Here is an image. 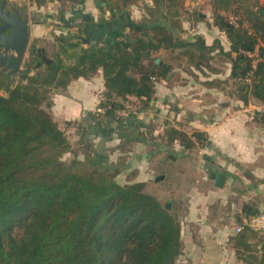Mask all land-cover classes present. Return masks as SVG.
Wrapping results in <instances>:
<instances>
[{
    "label": "trees",
    "instance_id": "trees-1",
    "mask_svg": "<svg viewBox=\"0 0 264 264\" xmlns=\"http://www.w3.org/2000/svg\"><path fill=\"white\" fill-rule=\"evenodd\" d=\"M33 1L39 8L57 1L67 10L81 0ZM141 1L129 0L128 6ZM144 1L151 4L133 26L130 48L85 47L88 37L80 25L77 33L35 39L17 83L0 72V264H177L183 255L180 217L147 193L146 183L120 184V171H111L104 155L94 156L89 143L85 160H64L72 146L48 105L72 81L101 70L104 120L119 126L114 131L120 138L142 142L128 128L140 110L151 108L156 84L179 71L219 75L218 56L231 63L236 100L264 104V5L234 9L236 0H212L214 25L229 41L225 50L200 34L193 41L181 39L185 0ZM121 5L122 0H107L112 11ZM239 9L244 19H228L237 18ZM223 84L214 79L205 85L225 90ZM166 126L162 140L169 148L209 145L203 132L189 135ZM243 213L251 214L246 208ZM231 242L243 264H264V234L245 227Z\"/></svg>",
    "mask_w": 264,
    "mask_h": 264
},
{
    "label": "crops",
    "instance_id": "crops-1",
    "mask_svg": "<svg viewBox=\"0 0 264 264\" xmlns=\"http://www.w3.org/2000/svg\"><path fill=\"white\" fill-rule=\"evenodd\" d=\"M102 1L107 3V0ZM26 13L31 18V42L35 39H51L54 35L70 31L77 33L81 25L88 37L84 46L104 47L106 50L117 45L130 48L134 40L129 35L133 26L140 23L130 17L129 9L119 13L118 9L112 11L107 7L97 6L93 0H81L78 5L67 10L62 9L57 1L40 8L34 4ZM210 33L208 30L199 33L208 45L215 41L210 40ZM195 35L181 36V39L193 41ZM178 74L181 75L180 80L174 81ZM230 74L231 69L228 76ZM212 76L214 79L219 77ZM104 90V75L100 70L92 78L72 81L65 92L52 95L48 106L60 128L61 124L77 123L82 128L79 136H94V156L104 155L105 161H114L116 157H122V154L117 146H110L113 139L106 134L116 125L110 120L105 121L99 108ZM229 96L222 89L198 85L186 73L179 71L172 73L167 81L162 80L156 84L151 108L147 111L140 110L135 116L140 119L141 135L143 131L149 132L151 136L164 134L167 121L189 135L195 131L205 133L209 145L203 150V158L210 165L207 169L209 181L216 183L210 178L211 173L226 176L224 191L227 192L229 187L239 181L236 171L240 163L242 170L245 166L249 173L252 171L254 178L249 177L247 186L257 191L259 180L264 181V143L258 149L259 141L256 138L264 142V124H260L259 115L253 110V102L245 105ZM154 125H157L156 129ZM258 131H261L262 136L257 137ZM141 138L143 141L140 144L145 141L143 136ZM146 160L148 159L145 158ZM252 179L255 182H251ZM202 231L198 234L200 242L192 240V247L230 246L227 229L222 231L220 239L215 234L210 235L207 229L202 228ZM203 250L204 248L198 250L200 252L196 251V259L202 261L196 260L194 264H212V250L204 254ZM188 252L194 254L191 248Z\"/></svg>",
    "mask_w": 264,
    "mask_h": 264
},
{
    "label": "rangeland",
    "instance_id": "rangeland-1",
    "mask_svg": "<svg viewBox=\"0 0 264 264\" xmlns=\"http://www.w3.org/2000/svg\"><path fill=\"white\" fill-rule=\"evenodd\" d=\"M9 1L15 5L24 4V8L28 10L35 4L33 0ZM147 3L151 4L143 0L137 6H128L127 10H130V17L132 16L134 20L141 22L145 14L144 6ZM257 4L264 5V0H236L234 9L238 7H250L256 10ZM239 13L238 19L230 14L227 15L228 19L230 18L235 23L241 20V18L244 19L241 15L243 9H239ZM180 20L183 21L182 25L184 29L181 36L198 35L201 31L207 32L208 30L211 32L210 40L218 41V46H223L222 48L225 50L230 49L226 35L214 25L212 0H185L180 11ZM244 26L248 27L246 21H244ZM31 47L32 42L30 43L23 69L25 68V62L28 60ZM222 60L220 56L216 57L214 67L220 71L219 77L216 80L227 82V84H223L221 87L225 89L224 91H226L228 96L230 95L229 97L236 99L237 87L233 81L229 80L228 76L231 63L228 60L226 62ZM19 76L16 82L13 83H17ZM188 76L196 84L204 87H206V82L214 80L213 76L206 71H196L194 75L189 74ZM180 77L181 75L178 74L174 81L180 80ZM252 102L255 104L253 110L259 115L260 124H264V104L256 101ZM133 124V128L130 126L128 130L133 132V135L143 136L144 143L140 144V142L132 138H120L118 132H115L114 129L110 130V133H113L110 137L114 140L110 142V146H117L122 157H116L114 161L108 158L109 161L105 164L111 167V171H120L116 179L122 185L138 182L146 183L147 193L157 197L164 206L168 207L169 204V209H173V213L180 217L183 235V255L179 258L177 264H194L196 260L201 262L202 260H199V258L196 259L195 255L200 252L198 250L203 248V254L208 252V250H212V264H243L236 257L233 244L230 246L192 247V240L196 239L197 242H200V236L198 234L203 232L202 228L209 230L207 232L210 235L215 234L218 239L221 238L222 231L227 229L229 232L227 235L229 239L228 244L232 243L231 240L237 234L236 228L245 224V218L248 220L250 216L257 214L264 208V181L259 180L257 191L248 187L247 184L249 183H247V180L249 177L254 178L252 171L249 173L245 166L242 170L240 163H238L239 168L236 173L238 174L239 181L234 183L225 192L224 187L218 188L213 181H209V172H207V169L210 165L203 158V150L208 147L207 144L196 146L190 151L184 150L179 143H175L170 148H165L162 140L163 133H158L156 136L153 134L151 136L149 132L143 131L141 135L139 117L133 121ZM166 125L169 128L173 126L170 121H167ZM156 126L154 125L155 129ZM118 127L116 126L115 128L119 130ZM61 128L66 133L72 146V152L66 154L64 160L69 162L76 157L81 161L85 160L84 150L86 145L89 143L92 145V150L95 149L93 144L94 136L90 137L88 134L79 136L78 134H80L82 128L77 123L61 124ZM87 131L85 130V132ZM257 134V137L262 136L261 131H258ZM83 139L86 141V144L82 143ZM256 139L259 141L258 149H260L261 144L264 142L261 139ZM150 152L152 153L150 154ZM105 153L108 152L106 151ZM145 158L148 160L145 161ZM161 176H164V179L156 181ZM251 182L255 181L252 179ZM245 208L247 211H250L251 214L249 216L243 213ZM190 248L194 251L193 255H191V252H188Z\"/></svg>",
    "mask_w": 264,
    "mask_h": 264
},
{
    "label": "water",
    "instance_id": "water-1",
    "mask_svg": "<svg viewBox=\"0 0 264 264\" xmlns=\"http://www.w3.org/2000/svg\"><path fill=\"white\" fill-rule=\"evenodd\" d=\"M93 1L97 6L107 7V3L102 0ZM128 4L129 0H122V6L118 12L122 13L123 10H126ZM5 8L6 0H0V72L8 74L12 82H16L17 77L22 73L31 43V18L28 13L22 14L16 7L13 9V14L10 11H5ZM6 32L9 33L6 34ZM43 59L48 62L44 53ZM156 62L159 63V60ZM210 178L215 180V185L218 188H223L226 183L224 175L211 173ZM162 179L164 176L158 177L156 181Z\"/></svg>",
    "mask_w": 264,
    "mask_h": 264
},
{
    "label": "built area",
    "instance_id": "built-area-1",
    "mask_svg": "<svg viewBox=\"0 0 264 264\" xmlns=\"http://www.w3.org/2000/svg\"><path fill=\"white\" fill-rule=\"evenodd\" d=\"M130 114L131 112H124L122 115L127 117ZM245 227H249L253 231L264 234V208L260 211L257 216L249 218L248 220H246L244 225L238 226L236 228L237 234L242 233L245 230Z\"/></svg>",
    "mask_w": 264,
    "mask_h": 264
},
{
    "label": "flooded vegetation",
    "instance_id": "flooded-vegetation-1",
    "mask_svg": "<svg viewBox=\"0 0 264 264\" xmlns=\"http://www.w3.org/2000/svg\"><path fill=\"white\" fill-rule=\"evenodd\" d=\"M24 4H19V5H15V4H11V2L9 0H6V8L5 11H10L11 14H13V9L16 7L18 10H20V12L22 14L26 13V8H24ZM9 32H6V34H8Z\"/></svg>",
    "mask_w": 264,
    "mask_h": 264
}]
</instances>
